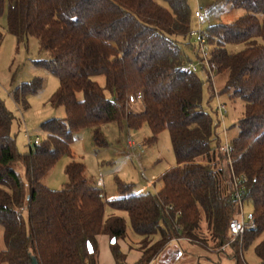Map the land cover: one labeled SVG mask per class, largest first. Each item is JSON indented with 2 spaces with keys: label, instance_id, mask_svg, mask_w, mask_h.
<instances>
[{
  "label": "trees",
  "instance_id": "16d2710c",
  "mask_svg": "<svg viewBox=\"0 0 264 264\" xmlns=\"http://www.w3.org/2000/svg\"><path fill=\"white\" fill-rule=\"evenodd\" d=\"M164 1L167 6L154 0H0V15L7 3L9 31L20 40L35 36L47 53L38 62L59 78L49 102L66 113L45 120V140L20 153L11 134L13 114L0 99V264H32V257L39 264H97V235L115 240L125 235L121 216L104 218L105 202L126 211L136 233H160L141 264L173 238L205 242L203 230L214 249L226 248L236 201L227 155L203 106V83L188 67L191 59L184 50L192 12L188 0ZM229 1L245 14L210 25L204 33L216 73L226 77L219 92L244 103L238 133L230 139L231 168L247 178L244 200L252 205L256 225L228 244L241 264L242 249L264 231V0ZM98 74L104 75V86L94 79ZM40 85L36 79L23 89L32 92ZM123 120L132 129L146 123L148 143L164 129L170 133L176 163L158 176L161 187L155 193L133 194L130 184L116 178L120 196L106 199L85 165L73 158L65 165L62 188L42 183L59 157H72L76 131L90 128L95 144L106 146L102 126ZM115 243L111 248L120 264ZM254 252L264 264V239Z\"/></svg>",
  "mask_w": 264,
  "mask_h": 264
},
{
  "label": "rangeland",
  "instance_id": "374dc122",
  "mask_svg": "<svg viewBox=\"0 0 264 264\" xmlns=\"http://www.w3.org/2000/svg\"><path fill=\"white\" fill-rule=\"evenodd\" d=\"M154 1L167 6L164 0ZM188 4L192 12L191 31H205L210 25L232 23L246 12L241 6H233L229 0H188ZM197 9H201L205 14V20L201 24L194 16ZM7 14L6 3L0 15V32L2 33L0 99L13 114L11 134L15 137L17 149L20 153H25L29 150L28 138L32 140L38 138L40 143L45 140L47 133L41 126L45 120L65 118L66 113L63 106L56 107L49 102L59 86V78L38 62L46 59L47 53L39 48V42L35 36L29 35L20 40L12 34L8 29ZM187 42L190 43L184 44V50L198 67L196 73L203 83V106L212 117L222 147L226 139L230 141L238 133L236 123L244 112V103L240 99L230 98L228 94L219 92L220 102L227 105L224 123L219 124L215 112L217 100L211 97V90L212 84L218 91L223 88L225 74L215 73L211 82L206 71L199 64L193 39L189 38ZM239 48L241 46H236L234 50ZM36 79L41 81L36 91L23 89L24 83H30ZM94 79L101 86L105 85L104 75L98 74L94 76ZM105 93L109 96L107 90ZM77 96L81 98L80 93ZM138 107V104L132 105V109L137 110ZM102 132L107 141L106 146L95 144L90 128L76 131L70 143L72 157L68 155L59 157L42 178V183L54 190L62 188L67 180L65 165L73 158L85 165L87 176L95 186L102 188L106 199L120 196L116 178L125 184H130V192L133 194L155 193L161 187L158 176L176 163L169 131L162 130L152 143L146 142L150 136V129L146 123L137 129H132L127 126L125 120L122 121V125L110 122L102 126ZM130 140L134 145L129 144ZM15 167L25 180L22 164L17 163ZM252 209L251 203H244L242 208L244 214ZM110 215H118L124 219L125 235L114 242H112L113 238L103 232L97 235V264L117 263L111 248L115 242V247L120 254V264H141L145 261L144 256L150 251L147 247L160 240V233L150 236L136 233L127 212L105 202L103 216L107 218ZM202 233L205 242L201 240L193 242L184 237L171 239L146 264H237V258L232 255L233 248L230 246L235 239L228 240L226 248L220 251L214 249V242L209 232L203 230ZM2 234L3 229L0 225V249L4 248ZM263 239L264 231L247 248L242 249L241 264H261L254 252V247ZM240 244L239 240V245L236 247H240Z\"/></svg>",
  "mask_w": 264,
  "mask_h": 264
},
{
  "label": "built area",
  "instance_id": "2783aa9c",
  "mask_svg": "<svg viewBox=\"0 0 264 264\" xmlns=\"http://www.w3.org/2000/svg\"><path fill=\"white\" fill-rule=\"evenodd\" d=\"M194 16L200 24L205 20V14L201 9H197L194 12ZM190 38L193 39L195 43L196 52L201 68L206 71L208 78L210 79L211 82H213L217 70V65L211 61L210 58L211 47L207 41V37L204 31L202 30L191 31ZM188 67L192 71L197 72L198 67L193 61H190L188 63ZM212 93H213V97L217 100V107L215 109V112L217 114L218 122L219 124H222L224 123L225 115L227 113V105L225 103L220 102V98H219L220 94L218 89L214 87V84H212ZM135 98L136 100L141 102L143 98L142 93L138 92ZM224 130L226 131V129ZM39 142L40 141L38 138H35L33 140L31 138H28L29 146L36 145ZM130 145H134V144L130 143ZM222 150L227 155L225 163L230 165L229 178L231 181L232 194L236 201V214L235 217L232 218L229 222V227H228L229 233L231 235V239H236V238L241 239L244 231L247 228L249 229L254 228L256 225L252 211L248 212L247 214H244L242 210L244 203H246L244 200V196L246 194L247 178L244 175H237L231 168L232 158L230 156L231 146L229 140L226 139L224 145H222ZM175 228L177 231H179L180 229L178 225H175Z\"/></svg>",
  "mask_w": 264,
  "mask_h": 264
},
{
  "label": "water",
  "instance_id": "95a60500",
  "mask_svg": "<svg viewBox=\"0 0 264 264\" xmlns=\"http://www.w3.org/2000/svg\"><path fill=\"white\" fill-rule=\"evenodd\" d=\"M115 241V238L112 239V242ZM89 252H92V247L90 244H88ZM32 264H39L35 257H32Z\"/></svg>",
  "mask_w": 264,
  "mask_h": 264
},
{
  "label": "crops",
  "instance_id": "0c3cea01",
  "mask_svg": "<svg viewBox=\"0 0 264 264\" xmlns=\"http://www.w3.org/2000/svg\"><path fill=\"white\" fill-rule=\"evenodd\" d=\"M135 105H137V103H135ZM138 105H139V104H138ZM130 143H133V141L130 140V141H129V144H130Z\"/></svg>",
  "mask_w": 264,
  "mask_h": 264
}]
</instances>
